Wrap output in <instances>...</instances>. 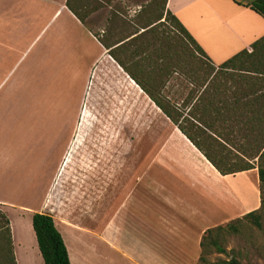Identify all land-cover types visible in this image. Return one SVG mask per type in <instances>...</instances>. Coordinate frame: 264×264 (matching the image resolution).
<instances>
[{
  "label": "crops",
  "instance_id": "1",
  "mask_svg": "<svg viewBox=\"0 0 264 264\" xmlns=\"http://www.w3.org/2000/svg\"><path fill=\"white\" fill-rule=\"evenodd\" d=\"M65 3L66 0H0L1 136L10 132L11 125L16 126L15 130L19 133L21 126L30 119L32 123H37L39 110L46 107L53 109L52 122L49 119V124L55 125V103H45L43 99L45 52L49 58L52 55L54 57L55 51L58 54L60 52L62 39L69 43L72 39L76 41L77 25L81 26L87 32V37L97 45L98 58L105 62L104 67L100 69L97 83H106L113 95L114 100H110L108 109L121 110L126 101L134 107L136 102H141L142 96L159 110L110 55V51H113L116 60L122 62L131 74L140 79L134 64L138 59L134 54L138 41L126 44L136 35L116 43L123 37L115 41L110 37V29L102 31L99 36H105L113 44L107 49L75 18ZM165 7L214 65L221 64L242 50L251 52V45L264 37V18L248 8L238 6L232 0H167ZM141 33H144V30L141 29L138 34ZM57 107L59 130V105ZM92 119L94 116L87 115L85 105L81 112L79 133L76 117L72 124L71 132H75L72 147L82 139L80 134ZM97 121L103 124L102 121ZM8 122L10 124L7 126ZM69 124L71 125V121ZM175 131L178 134L176 144L156 152L142 170L139 165L132 181H118L116 185L110 180V164L114 153L109 154L107 140L98 133L89 136L86 134L88 137L85 140L88 143L85 145V157L93 166L87 170V180L94 170H101V221L95 207L97 200L95 202L93 198L96 195L91 193L87 200L86 185L83 210L98 212L99 230L81 228L78 225L80 222L60 223L52 216L55 228L67 249L70 264H87V261L84 262L83 258L79 257V249H73L71 252L63 233L66 229L96 237L97 241L116 252L126 264H196L200 254V241L207 230L243 217L259 206L257 179L254 203H246L235 183H231L237 177L251 174L252 170L234 175H220L176 127ZM72 147L64 167L69 163L70 155L74 151ZM116 150L120 160L122 159V171L129 170L130 161L126 164L124 159L125 149L117 146ZM127 153L128 157L134 151ZM153 166L155 170L151 174ZM147 172H150L148 179ZM162 174L165 180L161 179ZM227 183L228 186H222ZM48 187L49 185L46 191ZM89 189L91 191L92 186ZM46 191L40 199L31 194V200L21 205L20 208L30 214V218L35 213L44 214L40 207L46 204ZM56 193L54 189L52 200ZM113 197L117 199L114 203L116 207L114 206L109 215L105 211L108 210V204H113ZM15 205L12 201L0 198V210ZM73 240L76 241L77 248H90L83 241L75 238ZM33 241L36 243V239ZM39 256L37 264H43Z\"/></svg>",
  "mask_w": 264,
  "mask_h": 264
},
{
  "label": "rangeland",
  "instance_id": "2",
  "mask_svg": "<svg viewBox=\"0 0 264 264\" xmlns=\"http://www.w3.org/2000/svg\"><path fill=\"white\" fill-rule=\"evenodd\" d=\"M98 2L101 8L89 17L87 26L94 35H101L102 31L110 29V37L114 40L127 37L138 25H145L149 20H155L162 4V0H99ZM76 32V41L72 39L69 43L63 41L66 39H62L59 54L55 51L54 57L52 55L49 58L45 52L43 99L45 103H55V125L49 124V119L52 122L53 109L46 107L39 110L37 123H32L30 119L21 126L19 133L15 130L16 126L11 125L9 133L0 135V198L16 204L1 211L10 223L17 264H37L40 253L37 243L33 241L36 239L34 231L30 230V214L20 207L31 200V194L40 199L48 185L46 204L40 207L42 213L55 217L60 223L80 222L78 225L81 228L95 231L100 229L101 196L99 194L102 189V176L101 170L97 168L87 180V170L93 166L85 157V145L88 143L86 137L98 133L107 140L109 154L114 153L110 164V180L115 185L118 181H132L139 165L142 170L156 152L177 143L178 134L175 127L142 96L141 102H136L134 107L126 101L125 107L121 110L108 109V104L111 105L110 100H114L113 95L110 93V88L106 87V83H97L100 69L104 67L105 62L98 58L99 49L87 37V32L79 25L76 26ZM138 45L148 49L154 58L155 55L160 56L163 62H169L178 69V74L170 79L162 92L169 102L181 104L186 94V91L181 93V85L184 84L185 74L189 71L193 72L195 81L203 80L204 70L197 61L199 56L193 52L183 35L174 29L171 23L157 26L151 34L139 39ZM260 57H264V51L257 50L251 58L246 59V66L251 68L252 63L264 60ZM201 59L208 63L205 58L201 57ZM57 105H59L61 121L59 130ZM85 105H87V115L94 116V119L80 134L82 139L72 147L75 137V132H71L72 124L76 117L77 133H79L81 112ZM97 120L102 121L103 124L98 123ZM9 124L10 122L7 126ZM117 146L125 149L124 159L126 164L128 160L130 161L129 170L122 171V159L120 160L118 156ZM70 147L74 148V151L70 155L69 163L64 167ZM129 151H134L137 155L132 153L127 157ZM254 164L256 168L250 172L251 174L231 181L232 184L235 183L239 194L246 199V203L256 202L255 180L257 179L259 187L257 170L259 165L264 168V159H255ZM154 170L153 166L150 170L151 174ZM149 174L150 172H147L146 179L149 178ZM161 177L165 180L164 174ZM85 185L88 187L87 200L91 193L96 195L93 198L95 202L97 200L95 207L99 212V221L97 211L83 210L82 203L86 202ZM228 185L227 183L222 186ZM90 186H92L91 191ZM54 189L57 193L52 200ZM261 189V198L264 200V185ZM113 200V204L107 205L106 214L110 215L116 207L114 204L116 197H113ZM256 209H259L260 228L242 217L220 226L225 228L218 233L220 247L225 253L217 254L211 248V253L207 257L210 263L225 261L235 256L241 264H264V204L261 205L260 200ZM227 226L231 227L227 228ZM63 233L66 235L71 252L73 249H79V257L83 258L84 262L87 261V264H126L116 252L106 248L94 236L74 233L71 229H66ZM73 238L83 241L90 248H77ZM74 252L77 254L76 251Z\"/></svg>",
  "mask_w": 264,
  "mask_h": 264
},
{
  "label": "trees",
  "instance_id": "3",
  "mask_svg": "<svg viewBox=\"0 0 264 264\" xmlns=\"http://www.w3.org/2000/svg\"><path fill=\"white\" fill-rule=\"evenodd\" d=\"M98 1L66 0L65 6L85 28L92 32L87 26V20L101 8ZM232 1L264 18V0ZM166 2L167 0H162L160 13L155 20H149L145 25H138L129 36L121 38L116 43L136 35L126 43L129 45L151 34L157 26L171 23L173 28L183 35L193 52L199 56L197 61L204 70L203 80L199 82L194 80L192 71L185 74L181 93L186 91V94L180 105L169 102L167 96L162 93L170 79L178 74L176 67L169 62H163L160 56L155 55L154 58L148 49L138 45L134 49V54L138 57L134 63L140 75L138 79L122 62L116 60L113 51H110V55L220 175H234L254 170L256 168L254 160L264 159V60L252 63L251 68L246 66L245 61L257 50L264 51V37L251 45V52L242 50L214 66L179 21L166 9ZM141 29L144 33L138 34ZM93 36L103 47L108 49L113 46L111 40L105 36L100 37L94 34ZM189 86L192 88H188ZM257 171L262 205L264 204L261 198L264 168L259 165ZM258 212L259 209L253 210L242 219L249 220L254 226L260 228ZM31 225L43 264H70L67 249L55 228L52 217L35 213L31 218ZM229 227L231 226H227ZM224 229L219 226L204 233L200 241V254L196 264H241L235 256L215 263H210L207 259L211 248L217 254L225 253L218 239V233ZM0 264H16L9 221L1 210Z\"/></svg>",
  "mask_w": 264,
  "mask_h": 264
}]
</instances>
